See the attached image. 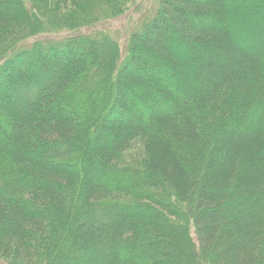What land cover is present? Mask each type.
Returning <instances> with one entry per match:
<instances>
[{"label":"trees","instance_id":"trees-1","mask_svg":"<svg viewBox=\"0 0 264 264\" xmlns=\"http://www.w3.org/2000/svg\"><path fill=\"white\" fill-rule=\"evenodd\" d=\"M137 1L0 0V264H264V25Z\"/></svg>","mask_w":264,"mask_h":264},{"label":"rangeland","instance_id":"rangeland-1","mask_svg":"<svg viewBox=\"0 0 264 264\" xmlns=\"http://www.w3.org/2000/svg\"><path fill=\"white\" fill-rule=\"evenodd\" d=\"M158 7V0H139L129 10L120 17L105 22L104 27L97 28V31L105 33L106 36L116 38L118 46L123 57L126 54L127 42L129 36L138 29L141 24L149 20L154 16ZM228 25L231 29L238 33L239 38H244L242 32L247 26L253 25L255 22L260 21L264 25V3L261 0H244V5L238 6L237 15L228 19ZM43 32H39L35 37L26 40L21 43L17 49L28 48L35 41L52 39L61 40L67 35L73 36L66 32H51L47 29H41ZM93 31V30H92ZM90 30V32H92ZM85 33H90L84 29ZM36 72V70H34ZM89 140L83 141V147L89 146ZM88 144V145H87ZM77 170V169H76ZM77 175L79 172L77 170Z\"/></svg>","mask_w":264,"mask_h":264}]
</instances>
